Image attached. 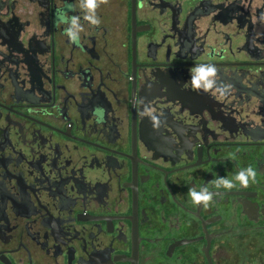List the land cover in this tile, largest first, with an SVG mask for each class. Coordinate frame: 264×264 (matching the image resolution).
<instances>
[{
    "label": "flooded vegetation",
    "instance_id": "af4514ba",
    "mask_svg": "<svg viewBox=\"0 0 264 264\" xmlns=\"http://www.w3.org/2000/svg\"><path fill=\"white\" fill-rule=\"evenodd\" d=\"M89 14L0 0V264H264V0Z\"/></svg>",
    "mask_w": 264,
    "mask_h": 264
},
{
    "label": "clouds",
    "instance_id": "9594fccd",
    "mask_svg": "<svg viewBox=\"0 0 264 264\" xmlns=\"http://www.w3.org/2000/svg\"><path fill=\"white\" fill-rule=\"evenodd\" d=\"M109 3V0H86V8L89 10L91 14L85 15L84 19L88 21L91 25L94 26H99L100 24V19L96 15V10L101 4H107ZM58 15H61V10H57L56 17ZM262 18H264V14H262ZM61 19H63V16L61 15ZM72 28H67L65 29L66 35L69 37V40L71 43L74 44H79V33L83 30L81 24L78 23V18L77 17H72ZM57 23H60L58 20L56 21ZM75 29V31H73ZM215 72H217V69L214 67H200L199 69V78H194L192 80V85L194 88L198 89L201 86V81H205V91H208L213 87V81H209L208 78L212 76ZM97 109L94 110V112ZM104 110V109H103ZM147 111V110H146ZM151 121L153 122V126L157 127L159 124V119L155 115L150 116ZM101 122V121H98ZM256 171L249 166L246 169H243L239 171L236 176L235 180L239 181L240 185L242 187H248L249 186V181H255L256 179ZM214 185L216 188H219L221 185H223L224 188L226 189H232L235 187V184L226 179V178H219L216 181H214ZM189 194L192 198V202L195 205H201L205 208L209 206V203L212 202L213 199V193L209 192L207 188L202 189L201 191L197 192L194 189H189Z\"/></svg>",
    "mask_w": 264,
    "mask_h": 264
}]
</instances>
